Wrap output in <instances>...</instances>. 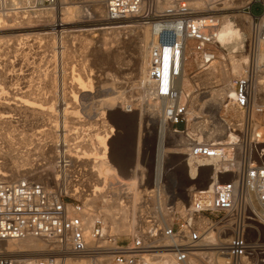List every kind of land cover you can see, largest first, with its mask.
Wrapping results in <instances>:
<instances>
[{
  "label": "built area",
  "instance_id": "1",
  "mask_svg": "<svg viewBox=\"0 0 264 264\" xmlns=\"http://www.w3.org/2000/svg\"><path fill=\"white\" fill-rule=\"evenodd\" d=\"M25 1L23 6L29 10L24 17H35L37 14L33 12L49 11L57 5V0ZM99 1L104 23L133 20L141 28L152 29L153 57L143 89L153 101H164L160 111L170 130L175 135L184 134L188 123L187 98L181 100L175 82L188 60H192L197 70L208 68L216 60L218 18H209L214 22L207 25L192 7L194 0ZM8 2L0 0V3ZM255 4L260 7L257 15L252 12ZM237 13L250 19L249 38L244 42L246 51L243 52L247 56L246 70L233 81L235 102L245 113L237 142L246 145L248 153L262 157L264 59L261 63L257 59L260 47L264 46V0H250L238 8ZM129 100L131 102L119 103L116 109L124 114L139 112L136 107H141V103L136 106L138 101ZM107 112L102 120L107 125L106 157H109V148L119 131L108 123ZM100 117L102 115L97 118ZM178 125H183L184 129L178 130ZM212 152L209 145L191 139L186 158L199 169L203 161L216 157L217 162H225L226 168L209 167L216 176L229 175L231 179L194 190L182 213L169 208V224L152 215L140 218L131 234L121 241L103 224L101 217L94 216L90 225L86 211H92H85L82 203H68L84 193L79 179L65 182L61 178L69 167H63L65 163H58V180L44 177L40 181L34 177L46 174H0V264H64L71 258L85 259L89 264H148L146 257L165 252L172 254L173 264H191L195 258L205 259L211 253L219 257L222 264H264V240L260 237L263 231L252 229L255 226L264 229V222L245 203V194L250 191L264 210V165L254 163L245 167V164L237 172V161L227 159L224 151ZM66 185L70 187V195L66 193ZM249 234L254 237L250 238ZM27 238L51 242L56 249L44 258L15 260L5 256L4 242ZM259 256L262 259H258Z\"/></svg>",
  "mask_w": 264,
  "mask_h": 264
},
{
  "label": "rangeland",
  "instance_id": "2",
  "mask_svg": "<svg viewBox=\"0 0 264 264\" xmlns=\"http://www.w3.org/2000/svg\"><path fill=\"white\" fill-rule=\"evenodd\" d=\"M242 1H246L245 3H247L249 0H213V4L216 7L215 9L196 11L200 13V17L209 12L208 14H212L211 16L229 17L232 21L233 18H235L234 25L236 23L235 26H237V29L241 30L242 22L239 21L240 17L238 16L240 15H238L237 9L245 4L244 3L242 5ZM20 2L16 0H9L8 3H0V21H4L6 24V26L0 27V68H3L5 77L9 78L7 79L8 83L4 85L5 93L1 95L3 97L0 96V101L6 98H13V90L17 91L19 88H29L30 95L28 99L36 101L45 107L51 106L53 114H51V116L44 115L42 120L41 117L29 115L25 116L22 112H17L12 115L14 122V126L12 128L0 126V147L2 150H5V140L7 137L15 144V149L18 151L20 150L19 154L21 153L22 157L27 159V162L24 163L25 165L19 168V173L15 172L12 164L8 161L3 162L2 164L0 163V170L15 176H21L29 172H31L29 174L33 175H35L34 173L46 174L41 177L38 175L34 176L35 179L40 181L44 177L51 179V181L52 177L55 178L56 173L51 172L50 169V166L53 164L50 163L52 162V156H56V148L53 152H49V148L52 147V142L49 141L53 138L50 136L51 134L48 132L49 134L41 137V140L44 139L46 142L42 151H38L37 147H35V143L31 146H24V144H26L29 139L40 138V135H36V132L41 129V122V125L45 124V126L42 127L43 129L47 128L51 130L53 129L51 127L53 126L54 121H58L59 127L58 132L56 133L58 136L56 135L55 137L58 138L59 144H62V111L66 107L69 108L72 104L71 101H67L66 99L63 100L62 95L63 93L66 95L70 92L69 88L70 85L74 83L75 77L78 76L83 81L87 78L93 87V95L89 94L87 97H78L76 106L78 107L77 110H81L80 108L83 105H85L86 109H88L86 106L87 104L92 105V110L88 114L91 116L90 121H87V118L84 115L79 114L77 115L79 118L77 117L75 120L80 121V129L88 132V134L82 140L79 138L78 141L81 140V147L78 148L79 144L74 146L73 154H75V150H79L80 153H82V156H84L86 151L89 150V142L87 143L89 137L96 133V130L94 131V129L101 127V118H97L99 114L96 117V115H94V111L100 112V110L103 109L102 112H105L109 104L107 102H110L112 107L117 108L119 103H122L125 100L131 101L129 99H135L139 103L136 106H139L141 103V107H136L139 112L135 111L137 115L134 119L133 125L131 124L132 114H124L117 109L109 110V113L107 112L108 116L106 118L108 123L112 124L119 131L115 138L116 140L114 139L113 143H111L108 157L110 164L114 167L116 172L113 169L109 170V173L112 175L105 184V187H108V189L99 198L97 193H95V191H97L96 187L99 185L96 181V167L98 164L93 163L96 162V160L90 161L93 163H91V165L83 163L87 161L82 160V167L84 168L80 166L76 168L67 167L66 172L61 175V178H64L65 182H68L70 179H79L80 188L84 193L79 198L68 200V203L75 204L79 202L83 205H87L86 209L92 211L90 213L93 215L95 214V217H101V219H103V224L109 227L110 221L105 217V215H103V212H105L104 208L114 203L115 198H117L118 200L116 201L117 204H119V207L121 206L122 208L127 209V221L129 223L130 231L134 228L136 221L138 222L140 218L148 215L157 217L156 212L158 209H156V206L154 205L157 190L153 185V173L158 126L154 125L147 117L156 118L158 115L162 117L163 113L160 111L161 102L155 107H148V98H140L141 90L137 88L139 85V83H137L139 75L137 74H139L138 70L140 67L139 49L140 46H142V43L138 42V40H141L142 38L141 33L143 28L135 25V22L129 21L116 26L102 27L101 24H104V22H100L99 20L103 17H99L92 9L94 5L101 7L99 0H57L56 7L50 8L49 13L42 14L39 17H36L38 14L35 17H24V15L28 14L27 11L29 9H25L26 7L23 6L24 3L22 4ZM213 10L215 11L210 12ZM62 11L65 16H67V29H51V24L56 22L58 23L61 20ZM252 12L255 15L259 14L260 7L255 4L252 8ZM13 13L17 14L15 16L17 19L13 17ZM226 13L234 14L235 16H225ZM36 18L41 19L38 21L33 20ZM112 27L120 28L118 30V35H115L113 39L108 34L103 35L98 31V29ZM240 50L243 52L246 51L244 44L239 46L238 51L233 55H240ZM226 54L227 52L220 49V45L218 46L217 44L216 61L224 62ZM244 56H246V53H244ZM3 64L6 65L5 68ZM205 72L206 71L204 70H197L191 59L186 62V69L184 73L185 77L182 82V89L185 96L193 97L198 95V93L205 91L207 87H215L214 89L220 87L221 83L218 81L219 77H214L215 79L210 81L211 85L205 86L203 79L199 78ZM15 73H18V75ZM11 75L12 77H10ZM110 75L115 77L116 82L109 77ZM124 81L128 82L127 86H123L126 84L123 83ZM105 84L107 87L109 86L108 88L106 87V89L104 86ZM114 85L116 87L118 85L121 86V89L118 90L120 91L119 93L113 92L112 88H114ZM134 85H136V87ZM135 93L138 95V98ZM5 95L7 96L6 98ZM104 96L106 97V104L100 101V99ZM142 96H144V94H142ZM206 100H208V98ZM187 103V109L188 112H190L192 107L189 102V98L187 99ZM200 104L201 102L197 103L198 108L200 107ZM198 108L194 110V114L198 113ZM81 112L82 110L80 113ZM115 113H121L125 115V117L118 119L115 116ZM232 116V113L225 116L224 113L220 112L217 114V119H215L213 118V114L206 109L202 115H194L193 117H197L194 121L190 116L191 123L186 125V131L182 134V136L175 135L173 137L170 136V132L172 131L170 130V126L167 122V130L169 133L167 132L163 143V147L166 153H168L166 158L177 156V151L180 147H177L176 145L179 144L178 141L180 140V137L184 138L192 134L190 138L194 141L207 143L206 141L208 139L206 138L208 133L219 129L224 123L230 122L228 124H232L236 121V119L234 120ZM25 117H27V120ZM195 123L197 124L196 126L194 125V128L197 130L196 132H191V126ZM82 124L86 125L82 126ZM139 128L141 129L138 130ZM176 128L178 130H183L184 126L178 125ZM223 129L224 133L228 136L229 132L226 131L227 127L224 128L223 126ZM69 134V132L66 133L67 136ZM69 137L71 136H68V138ZM215 141L216 143H225L226 140H212L210 143ZM73 142L74 140L72 142L69 141L70 144ZM76 142L77 140L74 143ZM239 145L240 142H236L231 146L230 152H227V159H231L233 161L241 160V162L248 159L246 147L243 151V148L240 149ZM261 145H264V142H262ZM94 147L95 144H92V148ZM25 149L28 150L24 152ZM84 149L86 151H84ZM59 150V154L62 155L64 149L59 148ZM92 154L96 157L98 152L93 149ZM263 159L264 156L262 157V160ZM183 160H186V154L183 156ZM254 161L256 162V159L251 156L250 163H253ZM43 162H45L44 168L37 167L34 169L31 167L35 163L38 164ZM17 165L19 167L20 164ZM93 166L95 167L93 168ZM182 167L184 168V164L175 163L171 160L169 161L166 159L164 162V169L168 170V174L164 177L161 185L163 191L161 193V197L164 209L169 213V208L171 207L173 210H176V208L179 207L176 211L178 213H182V208L184 206H188L189 203V199L184 197V191L188 189H192L193 191L200 187L198 180H200L203 176L201 172L194 176V180L191 185H185L182 182H178L179 184L176 187V183L171 181V177L172 175H175V172L182 169ZM40 170L44 171L39 172ZM91 174H95V176L91 177ZM184 179H188V170L186 172V168ZM207 182L208 181H205L204 186H206ZM177 203L179 206H177ZM248 204L254 212V208L251 207L249 202ZM114 213L115 219L119 221L120 215L117 209L114 210ZM169 223L167 222L165 224ZM115 236H121L118 238L119 241L125 240V237H127L123 234ZM249 237H254V234H249ZM260 237L264 240L263 232L262 234L260 233ZM3 248L4 244L2 245V249ZM198 258V260H205L204 258ZM258 259H262V257L259 256ZM220 261L221 262L219 264H222L223 261Z\"/></svg>",
  "mask_w": 264,
  "mask_h": 264
},
{
  "label": "bare ground",
  "instance_id": "3",
  "mask_svg": "<svg viewBox=\"0 0 264 264\" xmlns=\"http://www.w3.org/2000/svg\"><path fill=\"white\" fill-rule=\"evenodd\" d=\"M16 1H19V2L21 1L20 3L26 4L25 0H16ZM245 2L246 1H242L241 4L243 5ZM192 7L194 8V10H202V11L205 9H215L216 8L215 5L213 4V0H195L192 4ZM92 9L99 17L104 16L102 6L97 7V5H94ZM214 11L215 10L210 11V12H214ZM47 13H49V11H42V12L38 11V12H33L32 14H38V16H36V17H39L42 14H47ZM208 13H205V15L203 14L201 16V18L206 20L207 25L212 24L214 22V20L218 18L220 28H219L217 35H216V38H217L216 43L218 44V46L220 45V49H222L223 51H226L227 54L225 55V57H226L225 61H224L225 63L215 60L208 68L204 69V71H206V72L203 73V75H201L199 78L203 79L205 86H208V85H211L210 81L212 79H215L214 77H219L218 81L221 83V85L217 89H214L215 87H207V89H205V91L200 92V93H198V95H195L193 97L185 96L183 89H182L183 88L182 82H183V79L185 77L184 73H185L186 67L180 72L179 77L176 79L175 84H176V88L178 89V91L180 93L181 100L183 101V99H185V97L187 99L189 98V102L191 104L192 110L190 112H188V109H187L188 123H191L190 116H191V119L193 118V121H194L197 119V117H193V116L196 114L202 115V113L206 109L209 110L213 114V118H215V119H217V114H219L220 112L224 113L225 116L232 113V115H233L232 117L234 118V120L236 119V121L232 124H228L230 122L224 123L219 129H216V130L208 133V136L206 138V139H208L206 141L207 143H204V144L209 145L211 147V149L213 151L212 153H216L217 151L218 152L224 151L225 152L224 155H225V157H227V152L228 153L230 152L231 146L238 141V135L240 134L242 127H243V124H244V121H245L244 111L241 108H239L235 102V95H234L235 89L233 88L234 87L233 81L236 78L243 76V74L245 73L246 66H247V64H246L247 56H244V53L241 50H240L241 51L240 55L234 56L233 54L236 53L238 51V47L243 45L244 42L249 38L250 32H249L248 23L250 22V19H248L245 16H241V15L238 16V17H240L239 21L242 22L241 23V30H238L237 26L234 25V21H235L234 19L235 18H233V21H232V20H230L229 17H216V16H211L212 14H208ZM16 15H17L16 13H13V17H15ZM61 16H62V18L58 23L56 22L54 24H51V29H55V30L57 28L59 30L67 29V27H66V22L68 21L67 16H65L63 11H62ZM211 17H213L214 20H212V19L210 20L209 18H211ZM15 19H17V18L15 17ZM99 21L103 22L104 19L101 18V20H99ZM128 21L133 22L131 20H126V21H123L120 23H107V22H105L104 24H101V26L102 27L116 26L119 24L126 23ZM4 26H6L5 22L0 21V27H4ZM123 28H126V27H123ZM123 28H121V29H123ZM119 29L120 28L112 27V28L98 29V31L100 33H102L103 35L108 34L113 39L115 35H118ZM141 34H142V38H141V40H138V42L142 43V46H140V49H139L140 50V52H139L140 67L138 70L139 74H137V75H139L138 81H137V83H139V85L137 86V88L139 90H141L140 98H142V97L148 98V107L151 108V107H155L160 102L164 104V101H153L152 99L149 98L148 92L143 89L144 81H145V78L147 76L148 69L150 67L149 65L151 64V60L153 57V48H154L153 47L154 46V40L153 39H154V37H153V31L149 27H143ZM263 59H264V46H261L260 47V55H259V58L257 59L258 63H261ZM2 63H3V61H2ZM20 63H21V61H20ZM4 64H5V62H4ZM5 67H6V65H4V68ZM5 72H7V71H5ZM18 72H19V70H18ZM15 74L18 75V73H15ZM21 75H22V73H21ZM10 77H12V75ZM109 77L116 82L115 77L113 75H110ZM7 79H9V78L5 77L3 68H0V96L5 93L4 85H6L8 83ZM75 80H74V83L70 85V88H69L70 92L66 95H64V93H63V95H62L63 100L66 99L67 101L72 102V104L70 105L69 108L66 107L63 109L62 118L60 117L62 119V131H61V134L63 133L62 134V138H63L62 144H59L58 138L55 137L57 135L56 133L58 132L59 127H58V121H54V124L51 127L53 129L50 128L51 130H49L47 128L43 129L42 127H44L45 124L41 125L42 124V122H41V124H40L41 129H39V131L36 132L37 133L36 135H40V138L29 139V141L26 144H24V146H28V145L31 146L33 143H35V147H37L38 151H40V150L42 151L46 142L44 141V139L41 140V137H44V135L46 136V134L50 133L51 134L50 136L53 138H52V140H49L50 142H52V145H51L52 147L49 148V152H53V150L56 148V156H52V162H50V163H53L52 166H50L51 172H53V173L57 172L56 170L59 167L58 163H65L63 165V167L69 166V167H75L76 168L78 166L82 167L83 163L91 165L92 162H90V161L96 160V162H93V163L98 164L96 167L97 168L96 181L99 183V185L96 187L97 191H95V193H97V195L100 198V196L102 194H104V192H106V190L108 189V187H105V184H106V181L112 175L111 173H109L110 172L109 170L113 169L115 171V169L111 166V164L108 160V156L106 157V153H108V144H107L108 137H107V134L105 133V127L107 125H105L106 121H104L102 119L106 115V111H109L112 109L114 110L116 108L112 107V104L110 102H107L109 104H108V108H106L105 112H102L99 114V112L94 111V115H96V117L98 114H99V116L102 115V117H100L102 128L100 127L101 129L100 128L94 129V131L96 130V133L94 135H92L91 137H89V140L87 141V143L89 142L88 143L89 144L88 145L89 150L86 151L84 149V151H86L84 156H82V153H80L79 150H75V154H73L74 146H77L79 144L78 148H80L81 147V143H80L81 140L83 138H85L88 134V132L80 129L81 128V127H79V126H81L80 121H77L75 119H77V117H78L77 115L79 114V115H84L87 118V121H90L91 116L88 114L92 110L91 109L92 105L87 104L86 106L88 109H86L85 105H83L80 108L82 110V112L80 113L81 110H77L78 107L76 106L77 99H78V97H87L89 94L93 95V92H94L92 89L93 87L91 86L89 79L85 78L83 81V80H81L80 77L77 76V77H75ZM123 83H126L123 86H127L128 82L124 81ZM20 86H21V84H20ZM104 86L106 89L107 85L105 84ZM118 86L117 87L115 85L113 86L114 87V88H112L113 92H118V93L120 92L118 90L121 89V86H119V87ZM134 86L136 87V85H134ZM6 90H8V89H6ZM263 92H264V89H263ZM142 94H144V96H142ZM12 95H13V98L7 99L6 98L7 96L5 95L6 99H3L2 101H0V110H1L0 126L1 127L3 126L6 128H12L14 126L12 115L14 113H17V112H22L25 116L29 115V116L41 117L42 120H43L44 115H50L51 116V114H53L51 106L45 107L36 101H31L28 99L29 95H30L29 88L28 89L27 88H24V89L19 88L17 91L13 90ZM1 97H3V96H1ZM207 98H208V100H206ZM100 101H102V102H104V104H106L105 103L106 97L105 96L102 97L100 99ZM261 101L264 102V97L262 98ZM125 102H128V101L125 100L121 104H124ZM129 102H131V101H129ZM198 102H201L199 108L197 106ZM48 103H49V101H48ZM197 108H198V113L194 114V110H196ZM136 115L137 114L135 112L132 113V121H131L132 125L134 123V119L136 118ZM115 116L118 119L125 117V115H123L121 113H115ZM147 118L150 119L154 125L158 126V137H157V146L155 148L156 153H155L154 173H153V185H154L155 189L157 190V196L154 200V205L156 206L155 208L158 209V211L156 212L157 218L159 220L165 222V223H167V222L169 223V222H171V218H170L171 214L169 212H167V210L164 209L163 201H162V197H161V193L163 192L161 185L163 183L164 177L168 174V170L164 169V162L166 159L169 161L171 160L172 162H175V163L184 164V168L182 167V169L175 172L174 173L175 175H172V177H171V181L172 182L174 181V183H176V187L179 184L178 182H182L185 185H191L192 181L194 180V176L196 175V172L197 173L201 172L203 174L202 178L200 180H198V182L200 183L199 184L200 187L197 190L207 189L208 186L212 182L215 183L218 181L229 180V179H231V176H229V175L216 176L213 169L209 168V166H211V165H214V167L216 169L217 168H222V169L226 168L225 162H221V163L217 162L218 159H216V157H213L211 159L203 161V163L199 164V169L194 167V165H192L190 163V161L187 160V158H186V160H183V156H185V154L187 156L189 142L191 141L190 136H192V134L190 136H186L184 138L180 137V140L178 141L179 144L176 145L177 147H180V149L177 151V156H173V157L171 156L170 158H166V155H168V153H166V151L163 147V143H164L167 132L169 133V131L167 130L168 129L167 120L165 119L164 115L162 117L158 115L156 118H153V117H151V118L147 117ZM25 119L27 120V117H25ZM93 120H95V119H93ZM188 123H187V125H188ZM86 124H84V125L82 124V126H85ZM196 124L197 123L192 124V126H191L192 131L191 132H196L197 129L194 128V125L196 126ZM223 126H224V128L227 127L226 131L229 132L228 136H227V134L224 133ZM138 127H139V125H138ZM91 128H93V127H91ZM140 129L141 128H139L138 130H140ZM68 132L70 133L68 136H71L69 138L66 135V133H68ZM262 133L264 135V128L262 129ZM199 134H202V133H199ZM170 136L173 137V136H175V134L173 132H170ZM177 136H182V134H178ZM79 138L81 139L80 141H78ZM73 140H74V142L77 140L78 143L73 142L72 144H70L69 141L72 142ZM198 140H200V139H198ZM209 140L211 142H212V140H226V141H225V143L224 142L216 143V141L213 143H210ZM227 141H228V143H227ZM84 142H86V141H84ZM262 142H264V140L261 141L260 143H262ZM92 144H95L94 148H92ZM239 147H240V149L243 148V151H244L246 145L242 144V145H239ZM261 147H264V145H261ZM59 148L64 149L62 155L59 154L60 153ZM4 149L5 150H2V148L0 147V163L2 164L3 162H6V161L10 162L12 164V167L15 170V172L19 173V168H21L22 166L25 165L24 163L27 162V159L22 157L21 153L19 154L20 150L18 151L17 149H15V144L11 141V139H9L7 137L5 140V148ZM93 149H95L98 152V155L96 157L92 154ZM27 150L28 149H25L24 152H26ZM247 150H248V148H247ZM247 156H248L247 160L245 159V161L243 160L242 162L240 160V161H237L235 163V166H236L235 170L237 172H239L241 169H243L245 164H246L245 167L253 166L254 163L259 164V165H264V159L262 160L263 156L262 157L256 156L254 154V152L247 153ZM251 156H252V158L256 159V162L254 161L253 163H250ZM82 160H85L87 162L82 163ZM17 164H20L19 167ZM95 166H93V168ZM31 167L34 169L37 167H39V168L43 167L44 168L45 162L40 163V164L35 163ZM61 167H62V165H61ZM82 168H84V167H82ZM185 168H186V172L188 170V179H186V180L184 179ZM43 171L44 170H40L39 172H43ZM92 172H95V171H92ZM5 173L6 172H2L0 170V174H5ZM29 173H31V172H29ZM34 174H36V173H34ZM17 176H20V175H17ZM90 176L94 177L95 174L94 175L91 174ZM54 179L58 180L57 175L55 176ZM205 181H208L206 186H204ZM70 183H72V182H69V184ZM69 188L70 187H68L66 185L65 190H66V193L70 195ZM193 191H192V189H190V190L188 189V190L184 191V194H185L184 197L189 199L190 195L192 194L191 192H193ZM82 195L83 194H80L79 196H76V197L79 198ZM71 196H72V194H71ZM116 200H118V199L115 198L114 203H112L111 205L109 203L110 206H107L104 208L105 212H103V215H105V217L110 221L109 227L111 230L110 232L112 234H114V235L123 234L124 236H129L131 234L132 230L130 231L129 223L127 221V217H128L127 209H124L121 206L119 207V204H117ZM247 200L250 203L251 207L254 208V210H255L254 212L258 216L260 221L264 222V210L258 204L256 197H255V194L250 192V191H248L245 194V203L247 204L248 208L251 210ZM83 206L85 208V211L88 210V209H86L87 205H83ZM177 206H179L178 203H177ZM115 209H117V211L120 215L119 221H117L115 219V213H114ZM178 209H179V207L176 208V210H178ZM86 213L88 215L89 224L92 225L93 220L95 219L94 215L88 211H86ZM252 229H255L256 231H263V233H264V229H262L261 226H255V228H252ZM119 237H121V236H116V238H119ZM55 249H56V246L51 242H46V241H43L40 239L27 238L24 240H9V241L4 242L3 252L5 253L6 257H9V258L15 259V260L16 259L19 260V259H31V258H44L45 256H47V255L51 254L53 251H55ZM198 259L199 258H195V260L193 262H191V264H219L221 262L220 261L221 259L219 257L215 256V254H213V253H211L209 255V257L205 258V260H203V261L198 260ZM146 260H147L148 264H173L172 254L166 253V252L165 253H158V254H151L148 257H146ZM64 264H89V262L86 261L85 259H81V258H71V259H67Z\"/></svg>",
  "mask_w": 264,
  "mask_h": 264
}]
</instances>
